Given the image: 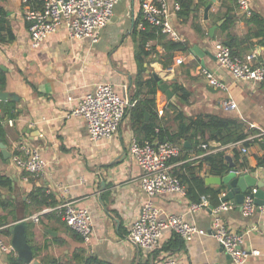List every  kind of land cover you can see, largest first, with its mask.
I'll return each mask as SVG.
<instances>
[{
	"label": "crops",
	"instance_id": "obj_1",
	"mask_svg": "<svg viewBox=\"0 0 264 264\" xmlns=\"http://www.w3.org/2000/svg\"><path fill=\"white\" fill-rule=\"evenodd\" d=\"M222 1H213L207 18L203 12L209 1L199 5L187 19L174 14L171 23L180 36L179 41L188 42L189 49L169 52L157 40L149 41L153 52L144 65L145 74L156 72L171 91L170 82L176 81L189 92L183 103L178 102L173 91L169 99L164 92L155 97L158 115L172 132L177 129L175 116L179 111L188 120L222 115L244 123L246 137L223 145L219 151L231 158L237 173H247L261 185L247 189L255 194L259 188L264 191V163L259 164L264 161V81L250 83L233 78L216 62L213 43L223 41L243 60L264 66V32L256 35L258 25L249 20L237 2L227 0L232 8L233 23L224 31L216 26L210 36L209 28L225 20ZM139 3L140 0H119L96 43L70 39L61 26L38 48H33L20 0H0L4 10L0 15V38H3L0 40V74L5 77L0 91L7 94L0 100V143L3 144L0 145V240L8 247V251L0 250V264H12L11 259L16 264H84L89 255L106 264H150L152 259L156 261L164 256L173 257L177 264H233L210 234L212 211L207 207L189 213L192 201L186 195L172 192L156 196L154 204L165 213L185 214L188 221L204 228L207 235L184 240L166 230L152 256L127 242L125 235L146 199L139 184L140 169L128 150L130 140L137 137L131 127L130 114H125L112 138L98 144L89 139L81 117L65 116L76 106L80 96L100 81H111L120 95L130 98L136 74L133 33L135 28L139 30L141 22ZM248 3L251 14L264 19V0H248ZM193 15L205 36L194 31ZM194 45L205 48L209 54L199 57L191 49ZM178 57H182L183 62L176 63ZM168 58L170 63L164 67L161 62ZM198 65L224 80L228 90L210 87L198 74ZM227 94L235 100L236 109L227 111L221 107ZM212 141L215 140L208 143ZM181 142L185 149L178 160L170 161L171 172H182L185 164L195 167L201 163L198 174L204 182L207 176L226 174H209L208 166L202 162L204 151L200 145L194 148L188 140ZM21 143L40 151L45 167L38 177L28 175L11 162V155ZM196 149H201L200 153L196 154ZM205 185L221 188L219 198L226 192L223 184ZM34 188L44 189L55 204L30 202L28 194ZM62 201L89 209L91 250L52 209ZM229 202L232 206L221 213L222 222L242 236L246 264H264V213L256 210L250 216H243L238 205ZM46 208L50 209L43 211ZM33 215H37V220ZM20 220L26 224L30 262L20 260L11 247L9 227Z\"/></svg>",
	"mask_w": 264,
	"mask_h": 264
},
{
	"label": "built area",
	"instance_id": "obj_2",
	"mask_svg": "<svg viewBox=\"0 0 264 264\" xmlns=\"http://www.w3.org/2000/svg\"><path fill=\"white\" fill-rule=\"evenodd\" d=\"M119 0H20L22 17L27 24L31 46L38 48L43 40L63 26L70 39H86L91 43L99 40L100 31L111 20L114 6ZM238 7L247 16L251 15L248 0H236ZM141 22L139 29L144 28V22L154 28L156 33L164 34L166 39L179 41L180 36L171 23V17L180 9L176 0H140ZM149 49V43L146 44ZM213 54L216 62L230 75L250 83H260L264 80L262 63L251 64L240 56L233 54L223 41L213 43ZM176 63L183 62L182 57L175 59ZM198 74L212 88L227 91L224 80L204 66H197ZM136 100L120 95L111 81H100L85 92L76 106L65 115L66 117H81L87 126L89 139L100 143L112 138L125 116L127 110ZM224 110H234L237 104L230 94L222 100ZM11 122V121H9ZM223 145L217 141L200 144L204 155L221 150ZM17 151L11 155V162L18 169L32 177H38L44 170L45 161L38 148L21 143ZM129 154L140 169V188L146 196L137 218L133 221L125 240L136 249L152 256L159 247L164 231L169 230L184 240L195 236L207 235L204 228H199L188 221L185 214L165 213L159 209L153 199L165 193L186 195V189L179 177L171 172L170 160L179 156L182 147L169 141L151 142L139 141L133 137L129 143ZM246 152L245 148H241ZM225 193L223 192L222 195ZM254 194L247 191L240 204L243 216H250L256 210L264 213V203L256 205ZM209 201L201 196L199 202H191L188 212L193 213L207 208ZM232 204L221 201L211 209V236L217 241L222 250L230 256L233 264H246V252L241 248L243 239L240 234L233 232L221 220V213ZM46 208L43 211L49 210ZM64 223L78 233L82 242L91 250L92 235L91 213L88 208L75 205L71 201H62L54 208ZM37 220V215L32 216ZM0 250L8 251V247L0 240ZM257 253L256 251L254 252ZM151 258V257H150ZM150 264H177L171 256H164Z\"/></svg>",
	"mask_w": 264,
	"mask_h": 264
},
{
	"label": "trees",
	"instance_id": "obj_3",
	"mask_svg": "<svg viewBox=\"0 0 264 264\" xmlns=\"http://www.w3.org/2000/svg\"><path fill=\"white\" fill-rule=\"evenodd\" d=\"M180 9L177 11V16L182 19H187L190 13H194L199 5L207 4L209 0H176ZM236 2V0H234ZM221 5L225 7V11L222 14L225 20L220 26V30H227L233 23L232 8L227 5V0H223ZM4 14L3 8L0 6V15ZM196 17L193 15L192 26L195 32L200 36H205L200 24L196 22ZM249 20L258 25L259 30L256 32L260 34L264 32V19L257 14H251ZM137 22H135L136 25ZM1 28H3L1 26ZM156 30L150 27L144 22V28L137 30L134 29L133 37L136 44L134 52V62L136 65V74L133 78V91L130 94V99L136 100L135 104L129 108L126 112L130 114L131 127L133 131L137 133V139L139 141L149 140L151 142H164L169 141L175 144L181 145L182 149H185L182 144V140H188L192 146L199 147L201 143H206L208 140H215L221 145H225L232 142L243 140L246 137L244 132V123L233 117H225L222 115H209L205 118H197L196 120H188L184 114L179 111L176 114L175 119L178 121L176 131L172 132L167 126H165L162 117L158 115L156 95H164L159 89L157 82L151 76V74H145V63L148 62V56L153 52V49L149 47L147 49L146 44L151 40H157L160 42L169 52L174 50L188 51V42L172 41L166 39L164 34L156 33ZM246 39V38H245ZM3 40V38H0ZM233 54H237L232 50V47L228 45ZM238 55V54H237ZM165 67L169 65L170 58L165 62H161ZM5 77L0 74V87L4 85ZM264 81V80H263ZM170 86L172 91L178 96V102L183 103L186 101L189 92L176 81H171ZM171 108L175 106L168 103ZM148 113L147 119H145V113ZM196 137V139H195ZM194 139V141H193ZM201 150V149H200ZM200 150L196 149L195 153H200ZM181 156L174 158L178 160ZM171 161V160H170ZM202 162L208 166V173L212 175H222L228 170V162L225 158V153L219 151L213 154H207L202 157ZM261 160L259 164H263ZM182 172H172L177 175L182 183L185 184L186 196L192 202H199L201 196H206L209 201V205L216 207L221 203L219 194L221 188H214L212 186L205 185L203 177L198 172L200 171L202 164L195 167H191L189 164L183 166ZM1 180V178H0ZM7 181V180H6ZM9 186V182L6 183ZM28 198L30 202L36 205H53L55 201L50 194H47L42 188H34L29 192ZM12 264H16L14 260H10ZM84 264H106L98 259L96 256L89 255Z\"/></svg>",
	"mask_w": 264,
	"mask_h": 264
},
{
	"label": "water",
	"instance_id": "obj_4",
	"mask_svg": "<svg viewBox=\"0 0 264 264\" xmlns=\"http://www.w3.org/2000/svg\"><path fill=\"white\" fill-rule=\"evenodd\" d=\"M214 0H209V3L204 8V17L207 18L208 10L210 9ZM223 20H219L216 25L209 28V35L213 36V31L216 26H221ZM192 51L195 52L199 57H203L205 54H209V52L205 48H199L197 45H194ZM145 66L147 64H144ZM151 76L157 82L159 89L166 94V97L169 99L173 95L172 91L169 89L168 84L164 82V79L157 74L156 72H151ZM128 88L131 85V75L128 76ZM7 94L0 91V100L5 99ZM148 113H145V119H147ZM3 146V144L0 143ZM228 162V170L223 176H207L205 177L206 184L212 185H225L226 192L220 198L221 201H229L236 203L238 208H240V204L242 203L244 194L247 189L253 185H259L256 182L255 178L250 176L247 173H237L234 163L231 161L229 156H225ZM254 202L256 205H262L264 203V191L259 188L257 192L254 194ZM213 207L211 205L208 206V210L211 211ZM9 232L11 233V247L18 253V257L23 262H30L32 255L30 246L26 241V224L25 221H17L15 224L9 227ZM228 262H232V259L229 255H225Z\"/></svg>",
	"mask_w": 264,
	"mask_h": 264
},
{
	"label": "rangeland",
	"instance_id": "obj_5",
	"mask_svg": "<svg viewBox=\"0 0 264 264\" xmlns=\"http://www.w3.org/2000/svg\"><path fill=\"white\" fill-rule=\"evenodd\" d=\"M149 74V73H148ZM168 122L167 120L165 121V123Z\"/></svg>",
	"mask_w": 264,
	"mask_h": 264
}]
</instances>
